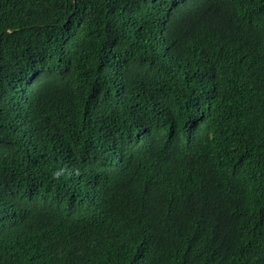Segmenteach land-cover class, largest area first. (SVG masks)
<instances>
[{
    "label": "trees",
    "instance_id": "trees-1",
    "mask_svg": "<svg viewBox=\"0 0 264 264\" xmlns=\"http://www.w3.org/2000/svg\"><path fill=\"white\" fill-rule=\"evenodd\" d=\"M0 264H264V0H0Z\"/></svg>",
    "mask_w": 264,
    "mask_h": 264
}]
</instances>
